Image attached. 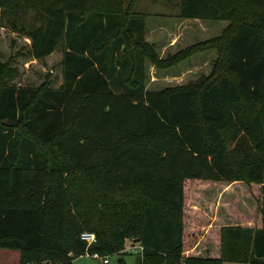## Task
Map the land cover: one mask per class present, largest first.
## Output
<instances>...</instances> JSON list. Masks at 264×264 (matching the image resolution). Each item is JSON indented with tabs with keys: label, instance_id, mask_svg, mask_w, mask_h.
Wrapping results in <instances>:
<instances>
[{
	"label": "trees",
	"instance_id": "1",
	"mask_svg": "<svg viewBox=\"0 0 264 264\" xmlns=\"http://www.w3.org/2000/svg\"><path fill=\"white\" fill-rule=\"evenodd\" d=\"M137 2L0 0V19L32 14L20 30L34 59L63 49L56 89L7 84L0 62V249L19 264H71L129 241L142 248L135 264H264V0H179V18L229 25L169 63L215 49L209 76L157 91ZM219 181L243 182L255 216L231 199L237 225L205 230L185 185ZM202 240L217 254L189 255Z\"/></svg>",
	"mask_w": 264,
	"mask_h": 264
},
{
	"label": "rangeland",
	"instance_id": "2",
	"mask_svg": "<svg viewBox=\"0 0 264 264\" xmlns=\"http://www.w3.org/2000/svg\"><path fill=\"white\" fill-rule=\"evenodd\" d=\"M178 4L179 0H138L136 4L135 10L144 15L145 40L153 46V51L161 62V68H157L150 61H146V89L149 91L175 90L192 86L201 77L210 75L218 58L215 49L202 50L181 61L177 60L174 65H169L176 54L195 44L222 36L229 25L228 20L179 18ZM34 22L32 14L25 19L16 17L0 19V62L7 70L5 80L7 84L13 86L56 89L61 84L63 49L59 43L49 56L40 60L34 59L30 54V41L20 30L22 25ZM173 41H175L174 46L168 47ZM262 109H264V94ZM233 183L235 182L219 181L208 185H185L186 212L191 210L194 216L201 215V222H204L206 214L210 216L214 211L221 217L224 214L223 208L216 205L213 210L211 204L218 197L219 200L222 199L223 195H225L224 199L230 202L231 199H227L226 196L230 194L233 198L239 197L236 206L239 211L243 210L250 217L253 216L256 208L252 199L246 194L245 184L239 181L236 182L237 184ZM231 184L233 186L229 188ZM243 201H247L245 203L251 206L254 212H246L248 205L243 204ZM228 221L218 224L220 227L229 226L230 222L237 225L236 221ZM130 246L131 243L127 241L121 254L106 256L108 263H103L102 259H95L84 253L75 257L71 264H117L119 258H123L124 264H135L139 255L138 252H133ZM218 251L219 249L212 242L202 240L189 251V255L206 257L209 253ZM19 260L18 250L0 249V264H19ZM224 264L240 263L226 262Z\"/></svg>",
	"mask_w": 264,
	"mask_h": 264
},
{
	"label": "crops",
	"instance_id": "3",
	"mask_svg": "<svg viewBox=\"0 0 264 264\" xmlns=\"http://www.w3.org/2000/svg\"><path fill=\"white\" fill-rule=\"evenodd\" d=\"M174 44H175V41H173L172 43L170 42L169 45H168V47H173ZM146 90H147V89H146ZM148 91H149V90H148ZM233 184H237V183L235 182V183H233ZM233 184H231L229 188H232ZM230 190H231V189H230ZM222 192L225 193V191H222ZM228 194H229V193H228ZM224 196H225V195H223V196H222V199H220V200H219V197H218L217 200H216L214 203L211 204V207H212L213 210H214V208H215L216 205H217V206H220L221 208H223V211H224L223 216L220 217L218 214L215 213V211H214V212L212 213V215H210V216H208V215L206 214L207 217H205V219L203 220L204 222H201V224H200V226H199L200 228L207 230V229H209V228H213V227H220V225H219L218 223L229 222L228 220H231L230 218H228L227 214L225 213V211L228 210V209L230 208L231 204H230V202H228V200H225V199H224ZM226 196H227V199H237V198H239V197H237V196H235V197L233 198V196L230 195V194H229V195H226ZM237 200H238V199H237ZM245 202H247V201H243V204H245V205L247 206L248 204H246ZM204 204H205V203H204ZM209 206H210V204H209ZM209 206H208V207H209ZM209 208H210V207H209ZM212 209H211V210H212ZM246 210H247L246 212H249V213L254 212L253 208L251 209V206H249V205H248V207H247ZM240 211H241L246 217H250L249 215H247V214L245 213V211H243V210H240ZM208 217H210V218H208ZM229 226H236V224H233V223L230 222V225H229ZM221 227H223V226H221ZM214 254H217V252L214 253Z\"/></svg>",
	"mask_w": 264,
	"mask_h": 264
},
{
	"label": "built area",
	"instance_id": "4",
	"mask_svg": "<svg viewBox=\"0 0 264 264\" xmlns=\"http://www.w3.org/2000/svg\"><path fill=\"white\" fill-rule=\"evenodd\" d=\"M80 240L83 241L86 246H90L92 244H94L96 242V237L93 233H90V232H83L81 235H80ZM133 252H138L141 253V250L142 248L138 245H134V246H130L129 247ZM91 257L95 258V259H102V262L103 263H108V259L105 257V258H101L99 257L97 254H93L91 255Z\"/></svg>",
	"mask_w": 264,
	"mask_h": 264
}]
</instances>
